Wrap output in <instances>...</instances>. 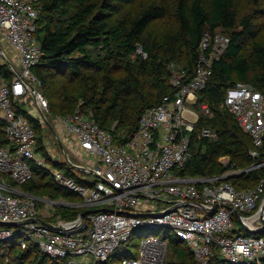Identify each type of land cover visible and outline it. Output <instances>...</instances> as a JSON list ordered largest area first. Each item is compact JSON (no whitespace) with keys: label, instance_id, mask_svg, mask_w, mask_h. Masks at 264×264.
<instances>
[{"label":"built area","instance_id":"1","mask_svg":"<svg viewBox=\"0 0 264 264\" xmlns=\"http://www.w3.org/2000/svg\"><path fill=\"white\" fill-rule=\"evenodd\" d=\"M39 15L33 0H0V62L14 73L11 84L0 80V117L9 141L0 148V222L16 224L0 226V244L12 239L31 241L49 257L69 264H90L77 258L104 263L137 230H169L185 242L195 264H208L214 248H219L230 264H262L264 235L259 233L264 232V175L250 189H238L226 180L264 170V159L245 171L231 169L221 177L175 175L191 161L195 137L218 139L208 127L198 131L202 116H211L208 105H198V97L228 49L230 37L204 32L191 78L183 67L171 65L176 94L145 110L137 132L124 144L116 143L112 133L101 129L91 113L84 115L79 108L72 115L57 117L63 138L59 139L58 133L55 138L67 159L64 163L87 183L82 185L63 170L52 168L37 151L36 133L18 109L30 98L43 118L49 108L39 91L41 81L34 74L43 56L36 36ZM222 107L251 137L250 156L254 160L264 158V94L250 84L237 82L227 89ZM64 143L76 158L84 159L85 167L68 157ZM48 153L54 164L60 163L50 149ZM225 159H220L222 164ZM33 168L49 171L56 186L77 195L80 202L50 200L25 191L22 187L34 177ZM74 169L92 175L93 180L78 176ZM42 203L54 211L62 207L84 211L76 220L64 221L56 212L44 216ZM32 220L36 222L24 224ZM48 224L61 227V232ZM166 246L164 238L146 237L137 256L124 258L121 264H165L162 250Z\"/></svg>","mask_w":264,"mask_h":264},{"label":"trees","instance_id":"2","mask_svg":"<svg viewBox=\"0 0 264 264\" xmlns=\"http://www.w3.org/2000/svg\"><path fill=\"white\" fill-rule=\"evenodd\" d=\"M33 1L40 10L36 36L43 56L34 74L41 81V93L49 106L48 98L56 100L59 116L72 115L78 108L84 115L91 113V118L101 129L111 132L118 144L126 143L137 132L145 110L160 105L164 97L176 94L171 84V65L183 67L190 78L193 77L206 30L229 36L228 49L215 64L206 89L198 97V105L205 104L211 109L210 117L202 116L198 131L208 127L218 139L195 137L191 161L176 170L175 175L221 177L231 169L245 171L264 159L254 160L250 156L251 137L222 107L227 89L237 82L250 84L264 94V44L258 39L262 30L254 23L253 16L240 18L235 6L238 0H174L178 27L162 35L155 34L152 26L168 17L169 6L165 0L148 3L145 0ZM0 79L8 84L13 81L14 73L7 65L0 66ZM23 106L19 104L18 109L36 133L37 151L48 159L52 168L61 169L78 183L87 185L70 172L67 164H54L49 159L48 147L43 144L44 125L24 112ZM5 127L0 117V148L9 145ZM222 158L228 159L227 166L221 163ZM33 171L32 180L22 187L25 191L40 197L37 191L48 189L53 191L54 198L66 197L65 200L80 202L77 195L57 187L49 171L39 168ZM263 175L264 170L257 169L226 181L238 189H250ZM11 184L16 186L14 182ZM57 210H62L72 220L84 211ZM259 235L263 236L264 232ZM170 236L166 233L164 237ZM173 236L167 247L177 262L170 264H195L185 242ZM131 239L107 262L100 264H121L124 258L137 256V253L132 254L134 242ZM4 244H0V251L5 250ZM29 250L30 255L29 251L19 248H12V253L19 264H68L67 260L49 257L35 244ZM213 252L208 264H230L219 248H214ZM31 256L33 258L26 262Z\"/></svg>","mask_w":264,"mask_h":264},{"label":"rangeland","instance_id":"3","mask_svg":"<svg viewBox=\"0 0 264 264\" xmlns=\"http://www.w3.org/2000/svg\"><path fill=\"white\" fill-rule=\"evenodd\" d=\"M149 1L150 0H145L146 3H148ZM165 4H167L169 6L168 17L164 20L157 21L153 24L152 27H153V32L155 34H161V35L166 34L168 32L175 30L178 27V22H177L176 13H175L176 7L174 4V0H165ZM235 6L238 10V14H239L240 18H242L244 16H248V15H251L254 17V23L256 24V26L258 28H261V30H262L261 33L259 34L258 39H259V41H261L264 44V0H238L236 2ZM259 8L261 10L257 11L256 9H259ZM248 45L246 46V50L248 48ZM1 60L4 61L3 59H1ZM0 64L2 65L3 62H0ZM39 91L42 92L40 88H39ZM48 99L50 101V106L48 108V112L46 113L45 117L49 121L50 125L54 128V131L56 133H58V138L59 139L63 138V134L59 135L62 133L63 129L61 128L59 121H57V117L59 116V110L57 107L56 100H54L52 98H48ZM24 105L25 106H23V107L26 110V112L29 113L33 118L39 120L44 125L43 144H45L48 147V149H50V152L56 156V161L60 162V163H64L65 161H67L64 153L62 151H60V146H59V144L55 138V136H56L55 132L48 128V126L46 124V120H45V118H43V116L39 112V109L37 107V104L35 103V100L33 98H30L29 100L26 101V103ZM64 146L66 147V152H67L69 158L76 160L81 166H84V167L86 166L83 158H76V156H74L73 152L70 150L69 146L66 143H64ZM227 163H228V159L226 158L224 160V166H227ZM73 171L78 176L85 178V180L92 181L94 178L92 175L88 176L87 174L81 173L80 171H78L76 169H74ZM233 178H240V177L235 176ZM37 194L42 198H47L50 200H65L66 199V197L54 198L55 195H54L53 191H50L48 189H39L37 191ZM63 208L64 207H62V209ZM40 209L42 210V213L44 214V216L49 217L50 214L56 212V214L62 220L73 221L72 218L69 217L67 214L65 216V214L62 212V210H55L54 211V209L49 208L48 206H46L43 203L41 204ZM76 219L77 218H75L74 220H76ZM48 220H52V219L49 218ZM152 232H154V233H152ZM166 233H169L171 236L169 238L164 237ZM149 236H157L158 238H161V239L164 238L166 243L169 242L171 237H174L172 232H170L169 230H162V231H152V230H148V229L137 230L133 234V237H132L133 242H134L133 248H132V254H136L138 252L141 240L146 238V237H149ZM3 243H5L4 244L5 250L0 251V264H19L17 262L18 261L17 258L14 257L15 254L12 253V248L13 249L19 248L21 251H29L30 252L29 255L31 254V250H29L31 248V245H33V243L31 241H29V242L23 241L22 242V240H21V242H19V241H17V239H12L10 241H8V240L4 241ZM38 250H40V249L38 248ZM162 252L164 255L165 264L177 262V259L174 257L170 248H168L166 246L163 248ZM32 258L33 257L31 256L30 259L26 260V262H28ZM76 260L79 262H84V263L100 264V263H96L91 258L84 259V260L77 258Z\"/></svg>","mask_w":264,"mask_h":264},{"label":"water","instance_id":"4","mask_svg":"<svg viewBox=\"0 0 264 264\" xmlns=\"http://www.w3.org/2000/svg\"><path fill=\"white\" fill-rule=\"evenodd\" d=\"M33 90V89H32ZM45 118V120H46V124H47V126H48V128L50 129V130H52V131H54V128L50 125V123H49V121L47 120V118L46 117H44ZM55 132V131H54ZM55 135L57 136V133L55 132ZM234 176H230L229 178H227V179H230V178H233ZM261 214H262V216H261V220H262V223L264 224V217H263V214H264V207H263V209L261 210ZM83 215H85V214H83ZM235 217H236V219L238 220V221H240L241 222V216H240V214L238 213V212H235ZM31 222H36V220H32V221H28V222H24V224H28V223H31ZM0 226H16V224H4V223H1L0 222ZM48 227L50 228V229H52V230H54V231H56V232H61V227H55V226H52V225H49L48 224ZM251 234H256V232L254 233V232H251Z\"/></svg>","mask_w":264,"mask_h":264}]
</instances>
